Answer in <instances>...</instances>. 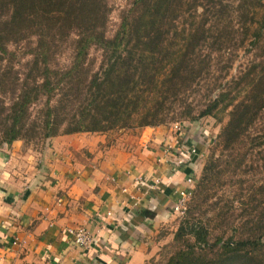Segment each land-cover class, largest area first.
<instances>
[{"label": "trees", "instance_id": "16d2710c", "mask_svg": "<svg viewBox=\"0 0 264 264\" xmlns=\"http://www.w3.org/2000/svg\"><path fill=\"white\" fill-rule=\"evenodd\" d=\"M109 12L107 0H0V149L212 118L172 250L145 264H264V179L241 172L247 156L264 167V2L126 0L107 35ZM63 46L69 62L55 67Z\"/></svg>", "mask_w": 264, "mask_h": 264}, {"label": "crops", "instance_id": "0c3cea01", "mask_svg": "<svg viewBox=\"0 0 264 264\" xmlns=\"http://www.w3.org/2000/svg\"><path fill=\"white\" fill-rule=\"evenodd\" d=\"M180 124L184 140L203 150L206 131L196 122ZM176 135L172 125H161L59 135L43 147L18 140L3 146L0 264H145L155 258L176 227L177 191L185 176L196 178L203 161L201 154L175 166L164 150L174 151ZM77 226L92 237L86 249L66 235Z\"/></svg>", "mask_w": 264, "mask_h": 264}, {"label": "rangeland", "instance_id": "374dc122", "mask_svg": "<svg viewBox=\"0 0 264 264\" xmlns=\"http://www.w3.org/2000/svg\"><path fill=\"white\" fill-rule=\"evenodd\" d=\"M264 2V0H262ZM107 4L109 6V15H108V22H107V28H106V34L107 35H111L112 32L115 30L117 23H118V15L119 12L122 8L125 7L126 4V0H107ZM62 51L61 54L55 56L54 61L52 62L53 66L57 67H63L65 66L70 59V51L66 46L62 47ZM28 57H24L18 65V69L20 71H23V68L25 66V62L28 60ZM99 60V52L93 50H90L89 52V61L93 62L94 67L96 66L97 61ZM246 60V56H243L241 53L239 54V56H237L236 60L234 61L233 65H232V69L230 70V74L234 75L237 70L239 68H241V66L245 63ZM23 73V72H22ZM191 100V99H189ZM198 100V96L196 95L193 99H192V103L195 104ZM40 103L41 101L36 104L35 106H33L30 110V113L32 116H35V114L37 113L38 109L40 108ZM175 123H180V122H175ZM174 123H167L165 125H173ZM196 127H198V129H202L203 131H206L205 138L206 139V143L204 144V149L203 152L201 153L203 155V160H205V157H207V155L210 153V151H212V149L214 148V141H215V136L217 135V133L219 132V129L221 127V124H217L212 118L206 117L203 118L199 121L196 122ZM114 131V130H112ZM202 131V132H203ZM178 138V134L176 135V140ZM182 140H184V137H182ZM22 143H24L26 146L28 145L29 147H43V145H45V143H47L48 140L42 139L40 136H36L33 137L31 139H23V140H19ZM186 142V141H185ZM255 157H246V161H245V166L242 168V173H249L247 174V176L251 177V175L253 174H257V178H262L264 179V167L260 164H262L261 160H257V166L258 168L255 170V167L253 166L252 169H250V167L248 166V164L250 162H252V164L254 165L255 161H254ZM255 163V164H256ZM264 165V164H263ZM248 166V167H247ZM198 175V174H197ZM196 175V177H197ZM196 179V178H195ZM194 179V181H195ZM244 179H249L248 177H245ZM179 219V218H177ZM178 220L176 221V225H177ZM169 237V236H168ZM167 237V243L165 245H163L159 251V253L157 254V256L154 259L155 260H162L167 253H169L172 250L171 244V238L169 239ZM160 254V255H159Z\"/></svg>", "mask_w": 264, "mask_h": 264}, {"label": "built area", "instance_id": "2783aa9c", "mask_svg": "<svg viewBox=\"0 0 264 264\" xmlns=\"http://www.w3.org/2000/svg\"><path fill=\"white\" fill-rule=\"evenodd\" d=\"M181 126L180 123H174L172 125V129L178 134L175 144L176 147L173 149L174 151H171L168 147L164 150L165 155L168 157L172 156L173 164L179 167L190 164L193 157L201 156V154H197L195 146L182 140V136L180 135ZM153 184H157V181H153ZM136 185L142 186L143 184L141 181H137ZM183 185L184 187L177 191V196L171 206V212L178 218L182 217L186 210L194 186V179L191 176H185L183 179ZM149 188L152 190L154 187L150 186ZM56 202H59V200L57 199ZM65 232L73 245L78 249H86L92 242L90 233L82 226L67 228ZM15 243L16 241L13 240L11 244L14 245Z\"/></svg>", "mask_w": 264, "mask_h": 264}]
</instances>
